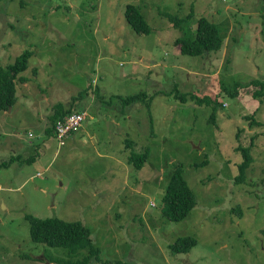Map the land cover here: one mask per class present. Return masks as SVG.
Segmentation results:
<instances>
[{
  "label": "rangeland",
  "instance_id": "obj_1",
  "mask_svg": "<svg viewBox=\"0 0 264 264\" xmlns=\"http://www.w3.org/2000/svg\"><path fill=\"white\" fill-rule=\"evenodd\" d=\"M127 4L148 35L131 30ZM168 14L187 18L177 26ZM201 15L222 48L179 54ZM25 51L27 82L0 112V163L17 155L0 165V264H69L67 249L32 242L28 216L86 226L99 250L88 264H264V96L224 91L264 83V0H0V67ZM139 92L147 100L123 103ZM186 92L217 97L216 109ZM58 104L84 112L64 144L47 131ZM253 135L237 183L238 147ZM145 152L139 169L128 163ZM177 168L196 205L174 222L162 209ZM182 237L197 245L173 252Z\"/></svg>",
  "mask_w": 264,
  "mask_h": 264
},
{
  "label": "trees",
  "instance_id": "obj_2",
  "mask_svg": "<svg viewBox=\"0 0 264 264\" xmlns=\"http://www.w3.org/2000/svg\"><path fill=\"white\" fill-rule=\"evenodd\" d=\"M175 21L178 26L184 19L169 15ZM124 17L126 22L132 31L137 34L148 35L150 33V27L145 21L143 15L140 13L136 5L127 4L124 9ZM176 49L179 54L188 56H207L210 53H217L223 45V37L220 35L216 24L209 20L206 16L201 15L197 19V27L194 37L183 36L176 40ZM28 51H25L18 56L14 63L7 67H0V112L6 111L12 106L16 100V83L25 84L26 78L20 75L26 71L28 67V59L30 57ZM242 86L240 83L228 89L224 88L226 94L230 96L239 95L241 89L249 88L250 86H256L257 90L254 91L253 96H264V83L255 80ZM187 96L198 102L211 104L212 109H216L217 97L203 96L202 98L196 92L182 93V100L187 101ZM214 98V99H213ZM147 100V96L144 92L129 95L123 98L124 104H131L137 101ZM149 102V100H148ZM57 110L51 116V126L47 128V131L53 133L56 122L59 119L64 118L66 115L73 113V107L64 108L63 105L58 104ZM251 120L252 125L260 126L262 123L258 121L255 114L247 116ZM242 131H240L241 134ZM257 135H253L251 138V144L249 146H239L243 161L239 164L240 174L236 178V182H242L246 177V170L253 162V156L251 154L252 147L254 146V139ZM146 154H131L128 157V163H133L138 169L143 165V161L146 158ZM17 155H12L8 160H4L0 165H8L13 161H16ZM27 160V159H25ZM164 206L162 214L167 217L168 220L179 222L185 219V217L191 212L196 205V195L188 185L187 181L182 175L179 168L173 170L169 183L166 187V191L163 197ZM29 220V234L32 242L42 243L54 248H65L68 250L69 260L66 263L71 264V259L78 253L85 251V255L75 264H88L92 258L99 259V250L93 244L90 236V230L81 224L80 222H66L58 217H48V219H37V217L28 216ZM197 245V240L192 237H182L176 240L171 246V250L175 253H188L193 247Z\"/></svg>",
  "mask_w": 264,
  "mask_h": 264
},
{
  "label": "built area",
  "instance_id": "obj_3",
  "mask_svg": "<svg viewBox=\"0 0 264 264\" xmlns=\"http://www.w3.org/2000/svg\"><path fill=\"white\" fill-rule=\"evenodd\" d=\"M83 119L84 112L73 111L56 122L54 134L60 144H64L65 139L81 126Z\"/></svg>",
  "mask_w": 264,
  "mask_h": 264
},
{
  "label": "crops",
  "instance_id": "obj_4",
  "mask_svg": "<svg viewBox=\"0 0 264 264\" xmlns=\"http://www.w3.org/2000/svg\"><path fill=\"white\" fill-rule=\"evenodd\" d=\"M76 111H79V110H76ZM53 133H54V130H53Z\"/></svg>",
  "mask_w": 264,
  "mask_h": 264
}]
</instances>
